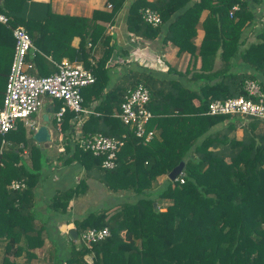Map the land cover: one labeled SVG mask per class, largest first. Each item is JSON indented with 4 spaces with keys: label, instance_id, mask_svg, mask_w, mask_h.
Returning <instances> with one entry per match:
<instances>
[{
    "label": "trees",
    "instance_id": "trees-1",
    "mask_svg": "<svg viewBox=\"0 0 264 264\" xmlns=\"http://www.w3.org/2000/svg\"><path fill=\"white\" fill-rule=\"evenodd\" d=\"M27 1L2 0L0 12L8 16L9 24L0 26L13 37L11 26L22 24L36 47L33 59L39 64L42 58L48 73L57 69L52 60L58 63L64 55L81 60L96 77L81 90L83 102L90 101L93 93L101 96L107 62L116 45L109 42L110 36L97 20H112L125 0H108L109 10L94 9L90 17L48 10L41 18L26 14ZM234 4H238L236 9H232ZM263 6L264 0H130L126 19L130 32L148 39L162 33L164 43L171 41L180 51L199 54L202 67L221 49L222 66L207 74L193 73L197 80L206 79L197 88L185 87L175 79L161 80L145 71L125 72L101 97L96 107L100 114H88L81 126L84 135L124 136L113 168L102 167L100 156L63 138L65 149L73 150L63 162L76 157L110 192L125 193L115 204L98 212L87 211L74 221L77 238L88 227L107 226L110 233L91 246L75 244L72 238L65 264H264V120L206 113L211 99L249 96L246 79L257 81L264 91V20L256 19L257 8ZM144 7L156 10L161 23L144 21ZM257 20L255 39L243 40L240 47L242 35ZM60 21L64 35L56 25ZM198 25L204 35L196 45ZM76 33L81 40L74 48L69 41ZM88 41L92 45L99 42L101 54L94 57L92 47H86ZM236 54L249 70L231 69ZM216 74L219 79L210 81ZM139 82L150 91L147 106L154 114L148 127L155 130L147 142L105 108L110 102L120 110L126 90ZM58 101L60 106L62 101ZM65 114L68 118L75 113L67 109ZM237 124L243 130L240 138L230 135ZM15 130L20 133L18 127ZM4 135L0 134V264H31L36 256L33 249L42 246L46 236L45 222L37 218L35 188L49 157L45 146L35 142L29 149H23L25 144L20 142L1 147ZM180 160H184L183 173L173 180L165 177L154 189L157 177L168 174ZM12 179L24 181L25 186L11 188ZM85 185L81 178L74 187L57 191L47 209L66 213L70 198ZM158 200L165 203V209L159 208ZM90 252L89 262L86 254ZM55 264H62V259Z\"/></svg>",
    "mask_w": 264,
    "mask_h": 264
},
{
    "label": "crops",
    "instance_id": "crops-1",
    "mask_svg": "<svg viewBox=\"0 0 264 264\" xmlns=\"http://www.w3.org/2000/svg\"><path fill=\"white\" fill-rule=\"evenodd\" d=\"M107 1L108 0H28L25 9L26 14L33 18L44 17L47 15L48 10L58 14L90 17L94 9L109 10L110 7H108ZM129 2L130 0L124 1L123 6L118 10L112 20H97L98 23L104 26L105 34L110 36L109 42L114 43L116 48L107 62V80L101 89V96H96L93 93L91 94L90 101L87 103L83 102L84 106L90 110L88 114H100L101 111L96 107L102 102L101 97L112 89L113 85H117L120 78L128 70L149 72L161 80L175 79L185 87L197 88L198 85L203 84L206 79L197 80V78L192 76L193 73L203 72L207 74L218 70L222 66V60L219 55L221 49L216 53V57L205 63L206 67H202V60L199 54L192 55L188 51H180L179 47L171 41L164 43L162 40V33L154 39H148L130 32L126 23ZM257 10L259 13L258 15L256 14V19L260 21L264 20V6L263 8L258 7ZM206 12V10L202 12L199 22L204 19ZM0 23L3 22L0 21ZM258 24L259 23L256 22L247 28L245 34L242 35L240 47H242L243 40L247 43L255 39V31L258 28ZM56 25L58 29L61 28V30H63L64 35V23L60 21ZM61 30H59V32ZM196 30L197 34L194 43L199 45L204 35V29L201 25H198ZM80 40L81 37L79 33H76L69 41V44L76 48ZM89 46L92 47L91 53H95L94 57L101 54L103 46L100 45L99 42L92 45L88 41L86 47ZM13 51L14 44L12 35L0 26V104L5 88V75L9 71ZM35 51L36 47L32 49L29 54L34 62V68H32L31 71L35 74H48L50 69L45 66L46 62H42V58H39V64H36L35 59H33ZM62 59L70 60L67 55L62 56L60 61ZM52 61L55 64L57 63L54 60ZM36 65H39L41 73H38V67ZM231 65V69L235 71L241 72L243 70H249L247 69V65L242 61L240 54L234 56ZM218 79V75L214 78H209L210 81H216ZM88 86L89 85H86L82 89L84 90V88L86 89ZM193 101L197 103L198 100L194 98ZM59 104L58 99L45 96L42 109L37 114V120L35 119L37 125L46 123L50 131L51 140L49 144L45 146L44 143H42L45 147L51 144L56 146V139L59 133L62 134L64 139L68 138L69 142L72 144L74 125L77 123V120L74 115V117L69 116L67 118L66 114H63L64 116L62 115L63 117L58 120L56 112ZM105 108L110 109L113 116H117L119 111L117 106H113V104L111 106L109 102L106 104ZM44 113L48 114L47 120L44 119ZM88 114L83 116L82 123L87 119ZM64 120L65 122L61 123ZM227 121L228 119H225L223 124ZM65 123L68 125L67 127L66 125L64 126ZM219 126L220 124L218 127ZM151 128L155 130L154 127ZM231 134H235L237 138H240L243 134L242 127L237 124L235 129L230 132V135ZM71 153L73 154L72 149H65V152H58L56 149L55 153H49L47 151L49 160H46L42 167L41 177L35 188L37 218L38 221L40 220L39 222H41V220L45 222L46 236L44 244L33 249V251L36 252V256L32 257L31 264H55L52 260L53 252L56 251H58L61 256L59 259H62V262L65 261L68 256L71 240L73 238L75 241L76 238L69 232L71 228L76 230L74 221L83 217L87 211L94 210L98 212L100 209L115 203L116 200H122L123 195L110 194V191L101 180L93 173L88 174L85 164L76 157L71 158L67 162H63V158L68 157ZM27 163L30 164V160ZM165 177H168V175H160L157 177L159 184L164 181ZM81 178L85 179L86 185L84 187L82 186L81 190L70 198L68 211L66 213L49 211L47 209V202L57 191H66L74 187ZM103 199H106L108 204H102ZM92 257L93 253L90 252L86 254L87 261L90 262Z\"/></svg>",
    "mask_w": 264,
    "mask_h": 264
},
{
    "label": "built area",
    "instance_id": "built-area-1",
    "mask_svg": "<svg viewBox=\"0 0 264 264\" xmlns=\"http://www.w3.org/2000/svg\"><path fill=\"white\" fill-rule=\"evenodd\" d=\"M111 7V3H107ZM234 4L232 9H236ZM144 21L152 25L161 23L159 13L150 8L142 9ZM0 21L9 24V18L0 12ZM15 40L13 57L7 74L2 102L0 104V134L17 129L21 121L30 130L37 128V122L32 114L40 112L44 104V97L62 101L56 116L60 120L64 112L69 109L74 111L77 123L74 125V136L72 145H78L83 150H89L93 155L101 157V166L113 168L116 165L117 152L124 144V136L117 137L101 132L84 135L81 131L82 118L90 110L84 106L82 87L91 84L96 77L92 70L80 60L70 61L62 59L56 63L57 69L48 74H35L31 71L34 62L30 58V51L35 49L30 34L22 24L11 26ZM245 89L249 96L237 95L227 98H214L208 102L206 113L208 114H230L255 117L264 120V91L259 83L253 79H246ZM150 99V91L142 82L130 87L123 95L120 103V110L117 116L123 123L129 125L134 134L144 142L149 141L154 130L148 127L153 112L148 108L147 102ZM1 141V147L5 144ZM58 152H65L63 136L59 133L56 139ZM23 151L27 156V151ZM183 181V178H179ZM25 186V182L19 179H12L10 187L13 189ZM110 233L107 226L88 227L79 234L82 244L91 246L97 240L103 239ZM62 264H65L63 261Z\"/></svg>",
    "mask_w": 264,
    "mask_h": 264
},
{
    "label": "rangeland",
    "instance_id": "rangeland-1",
    "mask_svg": "<svg viewBox=\"0 0 264 264\" xmlns=\"http://www.w3.org/2000/svg\"><path fill=\"white\" fill-rule=\"evenodd\" d=\"M37 114H38L37 112H34L32 114V117H34L36 120H37V118H36ZM18 129H19L20 133H18L16 130H12V131H10V132H8V133H6L4 135V139L6 140V142H5L6 144L8 143V144H14L15 145L16 143L20 142V144L22 145V143H24L25 144V148H23V149H29L30 144H32L34 142H35L36 145L42 144L41 142H37L34 138L33 139L31 138L34 130L33 129L30 130L21 121L18 124ZM19 139H21V141H18ZM45 149L49 153H55L56 152V146L54 144H51L48 147H45ZM24 158L26 159L27 162L30 160L28 155L24 156ZM158 184H159V181L156 180V182L154 184V189L157 188ZM113 193L114 194H121V195L125 194V193H119V192H113ZM113 193L110 192V194H113ZM117 201L118 200H116V202ZM97 203H99V202H97ZM105 203L108 204V201L106 199L105 200L103 199L102 200V204H105ZM115 203H113V204H115ZM157 203H158V206H159L160 209H165V207H164L165 203L163 204L161 200H158ZM113 204H111V205H113ZM73 242L75 244H77V243L81 242V240H80L79 237L78 238L76 237L75 241H73ZM71 243H72V241H71ZM60 257L61 256L59 255L58 251L53 252V260H52V262L56 263L59 260Z\"/></svg>",
    "mask_w": 264,
    "mask_h": 264
},
{
    "label": "water",
    "instance_id": "water-1",
    "mask_svg": "<svg viewBox=\"0 0 264 264\" xmlns=\"http://www.w3.org/2000/svg\"><path fill=\"white\" fill-rule=\"evenodd\" d=\"M1 1L2 0H0V2ZM43 116H44V119L47 120L48 114L44 113ZM32 136L37 142L44 143L45 146H47L49 144V141L51 140L50 131L46 123H42L38 125L37 128L33 131ZM183 167H184V160H180L178 164L172 167V169L168 172L167 174L168 177L171 180L176 179V177L179 174L183 173ZM153 206L157 207V203L153 202ZM69 232L71 233V235H73V237H77V232L74 228H71Z\"/></svg>",
    "mask_w": 264,
    "mask_h": 264
}]
</instances>
